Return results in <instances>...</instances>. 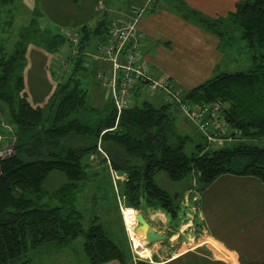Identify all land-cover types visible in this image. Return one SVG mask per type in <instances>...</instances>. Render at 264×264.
Wrapping results in <instances>:
<instances>
[{
  "label": "trees",
  "instance_id": "16d2710c",
  "mask_svg": "<svg viewBox=\"0 0 264 264\" xmlns=\"http://www.w3.org/2000/svg\"><path fill=\"white\" fill-rule=\"evenodd\" d=\"M9 1L0 0V14ZM179 2L185 18L198 21L224 40L239 28L240 38L252 52L248 68L221 71L181 90L182 101L188 105L223 103L222 116L231 136L225 131L219 137L227 135L230 143H211L198 129L203 141L186 153L190 136L177 127L176 115H182L179 104L164 93L160 94L165 101L157 106L148 99L120 110L111 99L89 103L79 73L87 69L86 50L93 37L101 39L106 32L104 15L95 25L83 24L78 29L69 71L41 105L30 104L25 90L27 46L35 43L59 51L68 42L64 34L43 28L38 22L41 11L35 6L13 47L9 49L4 40L0 43V115L7 110L17 128L13 154L0 159V264H24L31 254L67 245L80 235L90 264L115 259L127 262L129 245L121 218L117 228L121 244L110 237L97 215L86 227L81 223L80 192L87 179L99 173L87 161L99 148L105 154L102 162L115 171L123 170L125 179L117 186L125 205L138 210L161 209L172 223L183 210L182 198L156 184L154 175L159 170L171 180L193 172L196 191L204 190L224 173L264 180V0H240L226 19L210 20ZM7 24L10 21L0 23V32ZM52 172L64 174L66 180L47 189L44 182Z\"/></svg>",
  "mask_w": 264,
  "mask_h": 264
},
{
  "label": "rangeland",
  "instance_id": "374dc122",
  "mask_svg": "<svg viewBox=\"0 0 264 264\" xmlns=\"http://www.w3.org/2000/svg\"><path fill=\"white\" fill-rule=\"evenodd\" d=\"M95 1L93 4L92 0H37L36 4L35 0L9 1L2 6L0 23H9L10 21L11 24H7V28L0 32V43L6 41L9 49L13 47L20 27L29 23L35 6L41 11L38 22L42 24L43 28L50 29L53 32L77 33L83 24L90 26L95 24L98 17L103 13L99 5L103 1ZM234 29L229 34L228 41L230 44L227 41L226 55H224L223 62L219 66L222 71L244 70L251 64L250 55L252 52L246 47L245 41L240 38L239 32H237L239 28ZM96 42L93 43L94 47L92 50H86L87 59L92 58L90 55L94 53ZM68 50V42H65L59 51L46 50L43 46L35 43L28 44L23 74L25 90L30 104H43L55 89L56 83L65 78L69 67L66 66L64 69L62 67L63 61L65 64L67 63L64 55L67 54ZM149 68L152 67L150 66ZM213 75L214 72L211 76ZM81 81L83 88L89 94V103L97 105L99 95L105 93V87H102L101 84V88L98 86V81L100 83L101 78L88 69ZM179 88L183 91L182 87ZM154 94V92H146L140 96L139 100L141 101L144 97H150L156 106L160 105L162 101L157 100ZM220 104L221 108H223L221 101ZM181 119L183 120L181 124L178 123L180 121L177 122L178 119L176 120L177 127L179 132L190 136V140L184 147L185 152L190 153L196 149L197 143L203 141V136L191 120L188 118ZM225 131L227 133V128H225ZM209 135L208 133L207 137ZM227 135L231 136L230 132ZM227 135L225 136L226 138H223L218 137L217 134H211V138L208 141L211 143L214 141L215 144L219 145L223 143L224 145L232 141ZM16 138L17 128L11 121L7 110H4L2 115H0V159L13 154V145ZM209 142L207 146L211 147ZM102 155H105L102 151L92 153L87 161L92 168L96 167L99 173L87 179L86 186L80 192L83 195V199L78 202L77 206L83 213L81 220L83 227L89 224L93 215H97L104 227L111 232L110 237L121 244L120 234L117 230L120 227L117 209L121 192H119L118 186L116 187L117 184L115 185V182L110 177L108 162H102L105 159ZM219 176L220 178H218ZM219 176L215 182L213 180L204 190L196 191L193 172L179 180H171L164 170H159L155 173L154 180L158 186L170 194L178 193L180 199L184 198L183 196L186 194L188 197L187 202L195 206L191 210L187 209L189 205L185 206V208L182 207V211H186L189 215L180 213L175 223L169 222L171 229L167 230V232L165 231V234L171 236L181 232L186 235L187 238L184 241L180 240L176 244L178 250L200 242L208 245L204 239L196 241L191 238L193 232L191 228L197 227L201 229L202 227L201 225L198 227V223L203 220L211 234L217 235L236 248L242 264L264 261V180L252 175H237L227 179L223 176L221 177V174ZM65 180L64 174L52 172L45 179L44 186L47 189L54 188ZM120 199L123 201L122 198ZM197 209L201 212L203 219L196 215ZM146 210L147 208L142 211H145L144 213L146 214ZM124 230H126L125 225ZM126 235L128 234L126 233ZM83 239V236L80 235L67 245L49 246L45 250H40L28 256L26 258L28 261L24 264H90L83 249ZM166 239L161 241H166ZM127 240L132 250H134V255L142 257L148 254L146 244L150 242L144 239V235L141 236L140 241L134 239L133 244H130L132 242L130 239L127 238ZM202 243L201 245H204ZM161 244L164 243L161 242ZM216 244L215 240H212L209 246L213 245L217 251L219 250L217 246H219L222 253H227L221 245ZM184 259L181 260L183 264L185 262ZM128 260L124 264H135L131 261L128 262ZM110 261L113 262L108 264H121L116 259ZM214 264L221 263L216 262Z\"/></svg>",
  "mask_w": 264,
  "mask_h": 264
},
{
  "label": "crops",
  "instance_id": "0c3cea01",
  "mask_svg": "<svg viewBox=\"0 0 264 264\" xmlns=\"http://www.w3.org/2000/svg\"><path fill=\"white\" fill-rule=\"evenodd\" d=\"M99 1L101 0H98V2ZM102 1L103 13L101 15H104L105 18H107V22L113 18H119L122 16L128 17L129 10L133 6L143 7V11L138 16L132 40H135L139 44L138 52L140 59L148 64V66L150 65L152 67L150 69L153 79L162 81L163 79L168 78L175 86L182 87L181 89L184 91L208 79L213 72L215 74L222 71L219 66L223 62L222 59L224 55H226L225 49L230 42L228 41L229 43L227 44V40H224V37H220L216 33L207 30L198 21L185 18L183 16V11L179 10V0ZM181 1H183L190 9L210 20L217 18L226 19L227 15L235 9L236 3L240 0ZM94 2L96 1L92 0V4ZM98 21L99 17L96 23ZM237 32H239L238 29ZM98 39H100L98 36H94L92 39L93 42L89 45L88 49L92 50L94 47L93 43L98 41ZM86 63L87 69L84 71L87 72L89 69L90 72L96 73L97 77H100L101 73L108 68V64L105 61H89L86 57ZM84 71L79 73L81 79L86 73ZM100 84L102 85V83H99L98 81V86L101 88ZM102 87L104 86L102 85ZM144 93L146 92H136L134 95L135 101H139L140 96ZM154 93L157 100H161L162 102L165 101L160 92L155 91ZM105 95L106 93H103V95L101 93V95H99L98 104L109 99ZM142 99H148L151 101L150 97H144ZM181 118L186 117L180 114L176 115V120L178 119L177 122L180 121L178 122L179 124L183 123ZM109 169L112 168L109 167ZM222 176L227 179L232 178L231 176L237 175L224 173L221 174V177ZM110 177L115 182V185L117 184V181L122 183L125 179L124 174L121 177L112 178L111 175ZM218 178H220V176ZM217 179L215 178L214 182ZM119 196V200L122 198L123 201H121L124 202V197L121 194ZM183 197L184 198L181 199L182 207L185 208V206L189 205L187 209H193L195 206H192V204H189L190 202H187V195L184 194ZM193 199H195V197H193ZM138 211L142 210L139 209ZM144 212L143 215L149 223V226L157 232L165 234V231L167 232V230L171 229L169 223L170 220L167 214L161 209L147 208L146 214ZM181 214L189 215L186 211H181ZM196 215L201 218L203 217L198 209ZM118 217L126 223L125 215V220H123L120 210L118 212ZM200 225L202 227V234L195 240L199 241L200 239H204L208 245L200 242L193 246H187L186 248L178 250L176 244H178L180 240L184 241V239L187 238L186 235L181 232H177L171 236L166 234V241L158 240L147 243L146 249H148V254L142 257L134 255V251L132 249L130 250L131 247L128 243L130 247V258L128 262L131 261L135 264H183V261L181 260L185 258L184 264H214L216 262L221 264H242L236 248L219 238L217 235L211 234L203 220L198 223V227H200ZM193 229L194 227L191 228V230ZM129 234L134 242L132 234L130 232ZM194 235V232H192V240H194ZM212 240H215L217 243L216 245H221L227 253H222L219 246H217L219 249L218 251L214 249L213 245L209 246ZM161 242L164 244H161ZM201 243L204 245H201ZM111 262L113 261H107L104 264Z\"/></svg>",
  "mask_w": 264,
  "mask_h": 264
},
{
  "label": "built area",
  "instance_id": "2783aa9c",
  "mask_svg": "<svg viewBox=\"0 0 264 264\" xmlns=\"http://www.w3.org/2000/svg\"><path fill=\"white\" fill-rule=\"evenodd\" d=\"M99 5L102 8V3ZM142 11L143 7L133 6L129 10L128 17L122 16L109 20L104 36L96 42L94 53L90 55L92 58H88L91 61H105L108 64L107 70L100 75L101 83L105 87V96L111 99L116 108L120 110L135 103L134 95L136 92L158 91L164 93L168 99L179 104L182 116L191 120L201 132L206 135L214 133L219 137L226 128L220 101H214L208 105H188L182 101L179 87L175 86L168 78L162 81L153 79L149 66L140 59L139 44L132 38L138 16ZM63 34L70 46L67 54L64 55L67 63L65 64L63 61L62 69L66 66L69 67L70 57L76 53L75 46L79 38L78 32L73 34L64 32ZM210 135L208 139L211 138ZM109 170L112 178L117 177L113 169ZM118 207L123 220H125V210L131 211L135 216L138 211L134 207L125 205L121 200L118 202ZM124 225L128 239L132 241L129 226L126 223ZM135 225L136 217L135 223L130 227L133 228ZM130 244H133V241Z\"/></svg>",
  "mask_w": 264,
  "mask_h": 264
},
{
  "label": "water",
  "instance_id": "95a60500",
  "mask_svg": "<svg viewBox=\"0 0 264 264\" xmlns=\"http://www.w3.org/2000/svg\"><path fill=\"white\" fill-rule=\"evenodd\" d=\"M115 173L118 177H121L124 174L123 170H117ZM135 217L137 224L134 227V229L135 231L143 232L144 238L147 242H154V241L166 239V234L159 233L149 226V223L147 222L141 211H138ZM193 232L195 234L194 239H197L200 236L201 229L196 227L193 229Z\"/></svg>",
  "mask_w": 264,
  "mask_h": 264
},
{
  "label": "bare ground",
  "instance_id": "6f19581e",
  "mask_svg": "<svg viewBox=\"0 0 264 264\" xmlns=\"http://www.w3.org/2000/svg\"><path fill=\"white\" fill-rule=\"evenodd\" d=\"M116 172V171H115ZM117 176V175H116ZM118 177V176H117ZM138 210V209H137ZM138 212V211H137ZM124 215H125V218H126V223H127V226H129V230L133 236V238L137 241H140L141 240V236L144 235L143 232H138V231H135L134 227L131 228L130 226L135 223V214H133L131 211L127 212L125 210L124 212ZM137 224V222H136ZM136 226V225H135ZM202 234V230H201V233H200V236ZM139 245V244H138Z\"/></svg>",
  "mask_w": 264,
  "mask_h": 264
}]
</instances>
